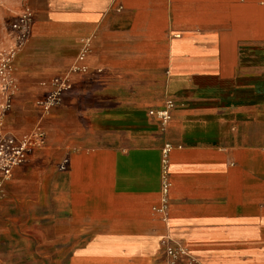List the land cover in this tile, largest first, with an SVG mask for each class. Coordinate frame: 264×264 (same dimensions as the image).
Listing matches in <instances>:
<instances>
[{"label":"crops","instance_id":"1","mask_svg":"<svg viewBox=\"0 0 264 264\" xmlns=\"http://www.w3.org/2000/svg\"><path fill=\"white\" fill-rule=\"evenodd\" d=\"M26 1L4 129L46 133L10 181L40 200L42 237L24 242L48 247L43 264H66L67 246L72 264H167L169 234L192 264H264V0ZM87 43V70L72 71ZM168 99L163 128L150 110Z\"/></svg>","mask_w":264,"mask_h":264},{"label":"built area","instance_id":"2","mask_svg":"<svg viewBox=\"0 0 264 264\" xmlns=\"http://www.w3.org/2000/svg\"><path fill=\"white\" fill-rule=\"evenodd\" d=\"M32 21V13L27 10L12 24L14 31L17 33L16 42L1 55L0 59V80L3 88V97L5 98L0 112V196L4 192L5 182L11 177L14 168L23 164L34 148L42 146L45 143L46 133L39 125L31 132L18 136L12 132L6 131L2 123V118L11 107L12 96L18 89L13 73V62L18 51L23 47L31 33ZM89 50V43H87L78 56L76 63L73 65L72 71L84 72L87 70L84 65L79 63L84 61ZM71 86L68 76L56 77L51 80V91L45 98L39 101L43 115L48 114L54 106L61 102L63 93L69 90ZM174 106V101L168 99L163 108L150 110V113L156 115L162 127L165 128L171 119V111ZM170 150L171 145L166 144L164 148L165 158L163 160L162 175L163 212L167 209L166 206L168 205L169 190L171 187L168 167V155ZM164 244L167 264H192L194 262V258L191 256L187 247L175 240L170 234L166 236Z\"/></svg>","mask_w":264,"mask_h":264},{"label":"rangeland","instance_id":"3","mask_svg":"<svg viewBox=\"0 0 264 264\" xmlns=\"http://www.w3.org/2000/svg\"><path fill=\"white\" fill-rule=\"evenodd\" d=\"M27 9L26 0H0V59L1 55L16 42L17 33L14 31L12 24ZM0 94L1 109L5 101L1 80ZM11 111L12 108L8 111V115L2 118L3 127L6 129H8L7 124ZM13 173L6 180L4 192L0 196V250H2L3 254L11 253L13 255L14 253L15 255L12 257L15 264H43L41 255L48 247L38 243L26 245L24 242L25 238L36 240L42 237L41 203L38 199L33 204L32 200H28L29 202H27L26 198L11 196L10 181ZM24 187L25 184L23 185V190L19 188L18 191L25 193ZM16 238L23 239V241L12 245L11 239ZM73 254L74 247H65L66 264H72Z\"/></svg>","mask_w":264,"mask_h":264}]
</instances>
